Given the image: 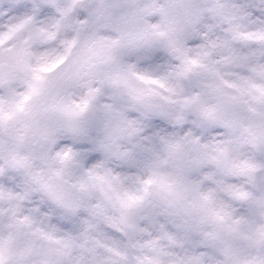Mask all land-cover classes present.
<instances>
[{"label": "clouds", "instance_id": "9594fccd", "mask_svg": "<svg viewBox=\"0 0 264 264\" xmlns=\"http://www.w3.org/2000/svg\"><path fill=\"white\" fill-rule=\"evenodd\" d=\"M250 2L0 0V115L30 94L34 70L58 65L0 124L4 264H227L211 214L264 218L225 191L264 197V168L255 187L233 170L264 165L248 142L264 105L215 91L239 96L223 82L264 64V42L233 39L264 28L243 19Z\"/></svg>", "mask_w": 264, "mask_h": 264}, {"label": "snow or ice", "instance_id": "6c2138e0", "mask_svg": "<svg viewBox=\"0 0 264 264\" xmlns=\"http://www.w3.org/2000/svg\"><path fill=\"white\" fill-rule=\"evenodd\" d=\"M40 5H35L32 8V14L26 17L20 24L14 26L9 35H14L16 32L22 30L27 24L31 23L36 14H39ZM244 15L243 19L249 20L252 23H264V15L261 19H256V13L264 14V0H251L242 10ZM234 40H255L264 42V28L251 33H242L238 29H233ZM51 38V34H48ZM8 37L6 36L5 39ZM2 43V40H0ZM227 44V42H225ZM23 55L20 53L10 59V69L15 71L23 65ZM231 59L237 67H245L250 56L245 55L243 52H232ZM63 61L61 60L60 63ZM195 63V61H193ZM58 65L43 66L35 71L34 80L36 83L32 86L29 95H26L20 104L14 107L10 106L7 113L0 115V124L6 120H11L17 111H24L25 105L32 99L33 96L38 95L40 92L39 85L44 81L46 73L52 71ZM255 77L241 76L239 79L242 83L238 86L229 81H224V85L228 89H236L239 96H228L223 88H217L215 91L222 97L227 96L228 99L238 101L244 96H250L251 100L258 105H264V83H257L256 81H264V64H257L250 69ZM2 112V109H0ZM250 140L257 149H264V130L249 129ZM226 151V150H225ZM264 168L251 161H242L234 165V173L247 178L249 184L254 187L257 184V173ZM225 191L233 199L249 202L252 206L264 210V197H256L252 192L243 190L235 186H228ZM209 220L216 226L217 231L210 234L211 238L223 244L221 249L222 253L227 257V264H264V254H252L251 249L260 250L264 253V218L260 220H250L246 217L236 218L234 211L215 212L211 214ZM231 240L242 242L243 246L234 247ZM10 249L0 246V264H4L6 259V252Z\"/></svg>", "mask_w": 264, "mask_h": 264}]
</instances>
